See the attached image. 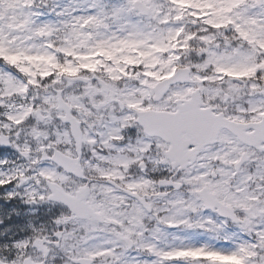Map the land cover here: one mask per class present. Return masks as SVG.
Wrapping results in <instances>:
<instances>
[{"label":"snow or ice","instance_id":"obj_1","mask_svg":"<svg viewBox=\"0 0 264 264\" xmlns=\"http://www.w3.org/2000/svg\"><path fill=\"white\" fill-rule=\"evenodd\" d=\"M0 264H264V0H0Z\"/></svg>","mask_w":264,"mask_h":264},{"label":"flooded vegetation","instance_id":"obj_2","mask_svg":"<svg viewBox=\"0 0 264 264\" xmlns=\"http://www.w3.org/2000/svg\"><path fill=\"white\" fill-rule=\"evenodd\" d=\"M4 204L8 205L9 208L15 207L17 210H28L29 211V224L38 223L37 216L41 214L40 209L45 207L44 205H37L34 207H29L28 205L24 204L20 198H17L14 203L9 204L8 201H4ZM43 223V222H42ZM41 223V224H42ZM31 230V228H30Z\"/></svg>","mask_w":264,"mask_h":264},{"label":"rangeland","instance_id":"obj_3","mask_svg":"<svg viewBox=\"0 0 264 264\" xmlns=\"http://www.w3.org/2000/svg\"><path fill=\"white\" fill-rule=\"evenodd\" d=\"M24 221H25L24 222V225L22 227H20L21 232H27L28 231L27 229H24V228H27L28 227V225H29V218L26 217L24 219Z\"/></svg>","mask_w":264,"mask_h":264},{"label":"clouds","instance_id":"obj_4","mask_svg":"<svg viewBox=\"0 0 264 264\" xmlns=\"http://www.w3.org/2000/svg\"><path fill=\"white\" fill-rule=\"evenodd\" d=\"M40 190H41V191L43 190V185L40 186ZM48 207L51 208V207H55V206H54V205H49ZM70 227H71V226H70Z\"/></svg>","mask_w":264,"mask_h":264}]
</instances>
